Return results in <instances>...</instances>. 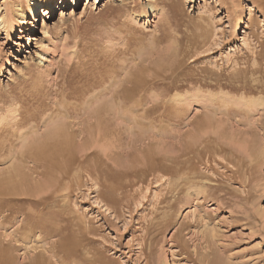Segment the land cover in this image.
Here are the masks:
<instances>
[{
  "label": "rangeland",
  "instance_id": "374dc122",
  "mask_svg": "<svg viewBox=\"0 0 264 264\" xmlns=\"http://www.w3.org/2000/svg\"><path fill=\"white\" fill-rule=\"evenodd\" d=\"M46 1L0 0V174L16 166L23 172L21 153L32 133L46 132L56 118L78 123L100 105L123 111L126 122L113 110L102 125L107 135L88 154L46 160L51 174L47 169L38 179L45 189L36 190L33 181L37 192L27 197L45 202L42 212L30 205L33 214L43 213L49 230L76 242L86 237L79 251L96 264H264V140L254 132L264 131L258 127L264 126V0H186L177 13L159 4L147 17L137 16L140 5L126 14L131 3L149 0H49L43 28ZM63 9L70 14L61 20ZM28 36L31 44L21 51ZM168 63L177 78L167 77ZM77 137L76 147L83 139ZM59 234L48 240L51 246ZM36 242L8 253L6 263L0 255L3 264H29L39 251L57 264L46 253L51 246Z\"/></svg>",
  "mask_w": 264,
  "mask_h": 264
},
{
  "label": "bare ground",
  "instance_id": "6f19581e",
  "mask_svg": "<svg viewBox=\"0 0 264 264\" xmlns=\"http://www.w3.org/2000/svg\"><path fill=\"white\" fill-rule=\"evenodd\" d=\"M185 1L186 0H149L147 3H139V2H133V3H131L130 5H129V9H128V13L126 14V15H128L129 17H131V16H133L134 14H136V10H137V7L140 5L141 6V8L143 9V10H141V14H137V16H145V17H147V15L149 14V13H154L155 11L157 12V7H158V5L159 4H164V5H168L169 7H170V10L171 11H174L175 13H177V12H179L180 10H181V8H182V5H183V3H185ZM73 2H75L76 3V0H73ZM45 3V5H46V8L47 9H43L42 11L43 12H41V14H43L44 15V19H43V28H47L48 26H49V24H48V20H50L49 18H50V12L49 11H47V10H49V8H50V6H51V3H50V1L49 0H47L46 2H44ZM128 5H126V7H127ZM59 7V6H58ZM126 7L124 8V9H126ZM145 9V10H144ZM172 13V15H173V12H171ZM61 15L59 16V18L61 19V20H63L64 19V17H67V15H69L70 13L68 12L67 13V11H65L64 9L63 10H61V13H60ZM34 39V38H33ZM31 37H29L28 36V40L26 41V44L24 43V45L22 46V48H21V51H24V47H27V46H29L31 43ZM185 50V49H184ZM172 55V54H171ZM170 55V56H171ZM174 55V54H173ZM17 60H19V61H22V59H20V57H17ZM175 58H173L172 59V61H173V63L174 64H177L176 62H175ZM168 62H169V60H168ZM148 63V62H147ZM156 63V62H155ZM171 63V62H170ZM170 63H168V67H170V69H171V71H170V74L168 75V73H167V75H165V77L167 76V77H170V78H177V75H176V68L173 66L174 64H170ZM143 64V63H142ZM182 65V64H181ZM179 66V65H178ZM184 66V65H183ZM236 66V65H235ZM207 68V67H206ZM144 69V68H143ZM211 69V68H210ZM237 69H238V67H237ZM237 69H234L235 71L237 70ZM135 70V69H134ZM133 70V71H134ZM138 70H140V72H141V68L140 69H138ZM165 70V69H164ZM207 70V69H206ZM213 70V69H212ZM240 70V69H239ZM143 71V70H142ZM156 71H157V69H156ZM168 71V70H167ZM214 71L215 70H213V71H211L212 72V74L214 73ZM234 71V72H235ZM160 72V71H159ZM209 72V71H208ZM133 73V72H132ZM162 73V72H161ZM216 73V72H215ZM165 74V73H164ZM201 74V73H200ZM211 74V75H212ZM129 75V74H128ZM210 75V74H209ZM238 75V74H237ZM127 76V75H126ZM198 76H200V75H198ZM220 76V75H219ZM228 76V75H227ZM163 77V76H162ZM229 77V76H228ZM115 78V77H114ZM188 78V77H187ZM186 78V79H187ZM197 78V77H196ZM199 78V77H198ZM212 78H215V76L214 77H212ZM131 79V78H130ZM156 79V78H155ZM159 79V78H158ZM206 79V78H205ZM174 80V79H173ZM179 80H182V79H179ZM201 80H204V79H201ZM207 80V79H206ZM212 80H215V79H212ZM143 81V80H142ZM190 81H192V79L190 80ZM196 81V80H195ZM211 81V80H210ZM227 81V80H226ZM232 81V80H231ZM234 81V80H233ZM237 81V80H236ZM119 82H122V81H120L119 80ZM162 82V81H161ZM186 82V81H185ZM193 82V81H192ZM199 82H201V81H199ZM224 82V81H223ZM243 82V81H242ZM132 83V82H131ZM187 83V82H186ZM204 83V82H203ZM202 83V84H203ZM211 83V82H210ZM225 83V82H224ZM224 83H222V84H224ZM247 83V82H246ZM119 84V83H118ZM182 84V83H181ZM209 84V83H208ZM233 84H235V83H233ZM122 85H123V83H122ZM193 85V84H192ZM191 85V86H192ZM225 85V84H224ZM237 85V84H236ZM176 86V85H175ZM234 86V85H233ZM64 87V86H63ZM133 87V86H132ZM188 87V86H187ZM191 88V87H190ZM200 88V87H199ZM208 88V87H207ZM124 89V88H123ZM197 89V88H196ZM201 89V88H200ZM206 89V88H205ZM64 90V89H63ZM111 90V89H110ZM150 90V89H149ZM156 90V89H155ZM238 90H239V88H238ZM59 91H60V89H59ZM62 91V90H61ZM171 91V90H170ZM173 91V90H172ZM178 91V90H177ZM197 91V90H196ZM196 91H194V92H196ZM49 92V91H48ZM65 92V91H64ZM70 92H73V91H70ZM193 92V93H194ZM93 93V92H92ZM104 93V92H103ZM113 93H114V91H113ZM181 93V92H180ZM62 94V93H61ZM91 94V93H90ZM74 95V94H73ZM157 95V94H156ZM224 95V94H223ZM51 96V95H50ZM90 96V95H89ZM88 96V97H89ZM173 96V95H172ZM193 96H195L194 94H193ZM192 96V97H193ZM63 97V96H62ZM61 97V98H62ZM103 97V96H102ZM108 97V96H107ZM119 97V96H118ZM174 97V96H173ZM60 98V99H61ZM70 98V97H69ZM111 98V97H110ZM135 98V97H134ZM215 98V97H214ZM217 98V97H216ZM215 98V101H218V100H220L219 98H218V100ZM55 99V98H54ZM113 99V98H112ZM114 99H115V97H114ZM160 99V98H159ZM158 99V100H159ZM175 99V98H174ZM173 98L171 99V100H174ZM182 99V98H181ZM223 99V98H222ZM221 99V101H223L224 102V100H222ZM53 100V99H52ZM67 100H69V99H67ZM76 100V99H75ZM98 100V99H97ZM149 100V99H148ZM157 100V99H156ZM201 100V99H200ZM62 101V100H61ZM71 101H73V100H71ZM117 101V100H116ZM139 101V100H138ZM137 101V102H138ZM42 102V101H41ZM96 102V101H95ZM123 102V101H122ZM149 101H147V103H148ZM154 102V101H153ZM174 102H176L175 100H174ZM203 102H205V101H203ZM104 104H107L108 103V105H109V102L108 101H105V102H103ZM102 103V104H103ZM114 103V102H113ZM130 103V102H129ZM140 103V102H139ZM146 103V104H147ZM156 103V102H155ZM157 103H158V101H157ZM156 103V104H157ZM169 103H170V101H169ZM210 103H211V101H210ZM218 103V102H217ZM225 103H227V101L225 102ZM230 103V102H229ZM27 104V103H26ZM39 104V103H38ZM49 104V103H48ZM47 104V105H48ZM51 104V103H50ZM126 104H128V103H126ZM172 104V103H171ZM174 104V103H173ZM175 104H177V103H175ZM182 104V103H181ZM215 104H216V102H215ZM233 104V103H232ZM235 104V103H234ZM41 105V104H40ZM85 105V104H84ZM143 105V104H142ZM145 105V104H144ZM148 105H151V104H148ZM162 105V104H161ZM167 105V104H166ZM180 105V103L178 104V106ZM184 105V104H183ZM187 105V104H186ZM185 105V106H186ZM226 105V104H225ZM228 105V104H227ZM31 106V105H30ZM54 106V105H53ZM93 106V108H94V105H92ZM173 106V105H172ZM178 106H177V108H178ZM205 106V105H204ZM63 107L65 108V111H68L69 112V107L66 105L65 106V104L63 103ZM72 107V106H71ZM70 107V108H71ZM139 107V106H138ZM144 107V106H143ZM163 107H165V106H163ZM170 107H171V105H170ZM176 107V106H175ZM180 107V106H179ZM213 107V106H212ZM227 107V106H226ZM225 107V108H226ZM45 108V107H44ZM73 108H75V107H73ZM82 108H84V106L82 107ZM93 108H90L89 107V109L87 110L86 109V115L85 116H88V117H85V118H82V121H79L78 123H75V122H73L72 124H71V122H70V124L67 122V121H65V119L63 120V118L62 119H60V120H58V122L56 121L58 118H56L55 119V123L53 124L52 122H51V124L50 125H52L51 127H50V125H49V123H47L46 125H48V127H50V128H48V127H46V132L44 131V130H42V131H44V133H41L40 131H38V132H40V133H38L37 134V132L35 133V132H33L32 134H35V135H32V136H35L34 137V139L29 143V145L27 146V148H26V150H24L23 149V147H21L24 151L21 153V155H22V158H20L21 160H22V162L24 161V163H26V161H27V163H26V167H24V171L22 172L21 170H22V166H21V164H22V162L20 163V166L21 167H18V166H16V164H15V166L17 167L16 169L17 170H13L12 172H9V173H7V174H0V255H4V254H10L12 251H14V250H18V249H20V248H22V247H24V249L26 248V249H29V248H31L30 246H29V244L30 243H32V241H44V243H46L47 245L50 243L51 244V242H53V241H49L48 242V240H51L50 238H52L53 239V237L55 238V239H57L55 236L56 235H58L59 234V232L60 231H56L57 229H55V230H49V228L48 227H50V226H48V224H50V223H48V221H47V219H46V217L47 216H45V218L44 217H42V215L41 214H43V213H41V214H33L35 211L33 210V209H31L32 211H34V212H32L31 210H30V205H35V206H37V207H41L40 209H41V211L40 212H42V210L44 209L43 207H44V200H43V197L40 199V200H30V199H28L27 197H30V196H34L35 195V193H34V191L35 192H37L36 190H38L40 187V189L39 190H41L43 187V189H45V186H43V185H46V184H44L43 183V185H42V183L40 184V182H39V180L38 179H40V178H43V177H39V175L40 176H42L43 175V173H45L46 171H47V161L46 160H50V158H52L53 160L54 159H60V157L61 156H65V155H67L68 153L70 154V152H71V156L73 155L72 154V152H74V154H75V152H76V154H77V152L79 153H81L82 154V152L84 153L83 154V156H85L86 154H88L87 152H88V149L89 148H91V143H92V146H93V141H95V139L97 138V137H99V136H101V138L103 137V136H106L107 135V130L106 129H104L103 127H102V125H103V121H105V119L110 115V114H112V111L114 110V111H119V110H115L113 107H111V106H98V107H95L94 109ZM177 108H175V109H177ZM181 108H183L182 107V105H181ZM209 108V107H208ZM211 108V107H210ZM209 108V109H210ZM223 108V107H222ZM33 109V108H32ZM51 109V108H50ZM72 109V108H71ZM70 109V112H72V110ZM76 109H77V107H76ZM85 109V108H84ZM92 109V110H91ZM185 109V108H184ZM224 109V108H223ZM74 110V109H73ZM123 110V109H122ZM136 110V109H135ZM171 110H174V109H172L171 108ZM178 110V109H177ZM176 110V111H177ZM226 110V109H225ZM224 110V111H225ZM240 110H242V108L240 107ZM19 111V110H18ZM37 111V110H36ZM110 112L108 115H106V113L107 112ZM184 111V110H183ZM221 111V110H220ZM245 111H246V109H245ZM249 111V110H248ZM34 112H35V110H34ZM57 112V111H56ZM75 112V110L73 111V113ZM83 112H85V110L83 111ZM120 112H122L123 113V111H119V112H117L118 113V118H122V119H120L121 121H125V113H123V114H121ZM179 112V111H178ZM207 112V111H206ZM211 112V111H210ZM22 113V112H21ZM47 113V112H46ZM59 113V112H58ZM61 113V112H60ZM76 113H77V111H76ZM80 113V112H79ZM78 113V114H79ZM158 113H160V112H158ZM171 113V112H170ZM220 113V112H219ZM222 113V112H221ZM40 114V113H39ZM62 114V113H61ZM64 114V113H63ZM116 114V113H115ZM161 114V113H160ZM165 114V113H164ZM169 114V113H168ZM178 114V113H177ZM180 114V113H179ZM210 114V113H209ZM213 114H215V113H213ZM223 114V113H222ZM264 114V113H263ZM24 115V114H23ZM46 115V114H45ZM52 115H53V113H52ZM51 115V116H52ZM55 115V114H54ZM65 115V114H64ZM72 115V114H71ZM75 115V114H74ZM106 115V116H105ZM135 115V114H134ZM150 115V114H149ZM216 115V114H215ZM48 115H46L45 117H47ZM57 116H59V115H57ZM63 116V115H62ZM82 116H83V114H82ZM103 116H105V117H103ZM117 116V115H116ZM153 116V115H152ZM176 116V115H175ZM224 116V115H223ZM229 116V115H228ZM45 117L44 118H42L43 120L42 121H45L44 119H45ZM71 117H73V116H71ZM71 117H69L70 119H71ZM78 117V116H77ZM76 117V119L75 120H77L78 118ZM127 117V116H126ZM221 117H222V115H221ZM224 117H226V116H224ZM233 117V116H232ZM66 118V117H65ZM68 118V119H69ZM75 118V117H74ZM134 118V117H133ZM136 118H137V116H136ZM136 118H134V121H135V119ZM140 118V117H139ZM151 118V117H150ZM177 118V117H176ZM206 118V117H205ZM211 118V117H210ZM215 118H216V116H215ZM220 118V117H219ZM223 118V117H222ZM237 118V117H236ZM35 119V118H34ZM67 119V118H66ZM98 119V123H99V125H98V128L96 129V127H93V121H95V120H97ZM116 119V118H115ZM145 119V118H144ZM143 119V120H144ZM164 119V118H163ZM179 119V118H178ZM229 119V118H228ZM240 119V118H239ZM25 119L24 118H22L21 119V122H22V124L26 121H24ZM40 120V119H39ZM38 120V121H39ZM78 120H81V116H80V119H78ZM114 120V119H113ZM149 120V119H148ZM152 120V119H151ZM208 120V119H207ZM234 120V119H233ZM232 120V121H233ZM238 120V119H237ZM16 121V120H15ZM14 121V123L16 124V122ZM60 121V122H59ZM111 121V120H110ZM115 121V120H114ZM116 121H117V123L119 122L118 121V119H116ZM159 121V120H158ZM169 121V120H168ZM216 121V120H215ZM228 120H226V122H227ZM17 122H19V121H17ZM66 122H67V124H69V125H67L66 124ZM109 122V121H108ZM126 122V121H125ZM128 122H130V121H128ZM127 122V123H128ZM136 122V121H135ZM175 122V121H174ZM236 121H234V123H235ZM13 123V124H14ZM20 123V122H19ZM29 123V122H28ZM27 123V125H26V127L29 125L30 126V124H28ZM33 123V122H32ZM42 123V122H41ZM46 123V122H45ZM131 123H133V122H131ZM141 123V122H140ZM153 123V122H152ZM160 123V122H159ZM158 123V124H159ZM162 123V122H161ZM173 123V122H172ZM200 123H201V121H200ZM223 123H225V121L224 122H222V124ZM230 123H231V121H230ZM251 123V122H250ZM250 123H248V124H250ZM21 124V125H22ZM130 124V123H129ZM144 124V123H143ZM203 124V123H202ZM221 124V125H222ZM238 124V123H237ZM236 124V125H237ZM245 124H247V123H245ZM252 124V123H251ZM18 125V124H17ZM16 125V126H17ZM45 125V124H44ZM117 125V124H116ZM120 125H123V124H120ZM229 125V124H228ZM29 126H28V128H29ZM33 126V125H32ZM118 126H119V124H118ZM207 126V125H206ZM225 125L223 124V127H224ZM101 127V128H100ZM122 127V126H121ZM130 127V126H129ZM134 127H135V125H134ZM223 127H221V128H223ZM228 127V126H227ZM232 127V126H231ZM235 127H238V126H235ZM252 127V126H251ZM258 127L261 129L262 127L264 128V126L263 125H261V124H259L258 125ZM18 128V127H17ZM48 128V129H47ZM13 129H15V128H13ZM21 129V128H20ZM26 129V128H25ZM102 129V130H101ZM140 129V128H139ZM242 129V128H241ZM241 129H239V130H241ZM244 129V128H243ZM251 129V128H250ZM71 130V131H70ZM130 130V129H129ZM235 130L236 131H239V130H237L236 128H235ZM245 130V129H244ZM244 130L242 131L243 133H245V132H249V131H245L244 132ZM254 129H252V131H253ZM262 130V129H261ZM261 130L260 131H254L255 132V135H257V136H259L260 137V139H262V140H264V131L263 132H261ZM18 131V130H17ZM126 131V130H125ZM146 131V130H145ZM234 131V130H233ZM21 132V131H20ZM22 132H24L23 131V129H22ZM171 132H173V131H171ZM14 133V132H13ZM19 133V132H18ZM76 133H78L77 135H78V137H81V138H83L82 139V142H86L85 144L84 143H82L81 141L79 142V144L81 145V146H79V145H77V147H76V144H77V139H76V136L77 135H75ZM123 133V132H122ZM125 133V132H124ZM127 133H128V131H127ZM129 133H131L130 131H129ZM128 133V134H129ZM134 133V132H133ZM140 133V132H139ZM146 133V132H145ZM149 133H151V131L149 132ZM154 133H156V132H154ZM174 133V132H173ZM222 133H224V131L222 132ZM20 134V133H19ZM26 134V133H25ZM147 135H148V133H146ZM183 134V133H182ZM236 134V133H235ZM11 135V134H10ZM21 135V134H20ZM29 135H31V134H29ZM28 135V140H30V136ZM120 135V134H119ZM127 135V134H126ZM125 135V136H126ZM134 135V134H133ZM145 135V134H144ZM144 135H141V136H144ZM146 135V136H147ZM155 135V134H154ZM157 135V134H156ZM163 135V134H162ZM161 135V136H162ZM171 135V134H170ZM26 136V135H25ZM24 136V137H25ZM113 136V135H112ZM124 136V135H123ZM128 137H129V135H127ZM137 136V135H136ZM150 136V135H149ZM160 136V135H159ZM77 137V138H78ZM131 137H132V135H131ZM139 137V136H138ZM26 138V139H27ZM133 138V137H132ZM145 138V137H144ZM147 138H149V137H147ZM167 138H169V137H167ZM197 138V137H196ZM201 138V137H200ZM20 139V138H19ZM32 139V138H31ZM85 139V140H84ZM98 139V138H97ZM100 139V138H99ZM98 139V140H99ZM110 139V138H109ZM146 139V138H145ZM151 139V138H150ZM157 139V138H156ZM195 139V138H194ZM199 139V138H198ZM25 140V139H24ZM84 140V141H83ZM108 140V139H107ZM111 140V139H110ZM114 140V139H113ZM112 140V141H113ZM127 140H128V138H127ZM160 140V139H159ZM169 140V139H168ZM171 140H172V138H171ZM196 140V139H195ZM200 140V139H199ZM206 140V139H205ZM106 141V140H105ZM189 141V140H188ZM194 141V140H193ZM198 141V140H197ZM24 142H26V140L25 141H23L22 142V146H23V143ZM96 142H97V140H96ZM99 142H101V141H99ZM125 142V141H124ZM143 142V141H142ZM150 142H152V141H150ZM190 142V141H189ZM200 142V141H199ZM126 143V142H125ZM138 143H140V142H138ZM144 143V142H143ZM148 143V142H147ZM221 143V142H220ZM96 144V143H95ZM94 144V146L96 147L97 145H95ZM98 144V143H97ZM127 144V143H126ZM133 144V143H132ZM189 144V143H188ZM187 144V145H188ZM200 144V143H199ZM224 144V143H223ZM131 144H129V146H130ZM142 145V144H141ZM140 145V146H141ZM145 145H146V143H145ZM186 145V144H185ZM190 145V144H189ZM210 145V144H209ZM79 146V147H78ZM211 146V145H210ZM127 147V146H126ZM125 147V148H126ZM182 147V146H181ZM192 147V146H191ZM200 147H202V146H200ZM94 148V147H93ZM173 148V147H172ZM183 148V147H182ZM193 148H194V146H193ZM214 148V147H213ZM216 148V147H215ZM128 149V148H127ZM134 149V148H133ZM89 150H91V149H89ZM182 150V149H181ZM192 150V149H191ZM200 150V149H199ZM211 150V149H210ZM263 150V149H262ZM143 151V150H142ZM172 151V150H171ZM179 151H180V149H179ZM187 151H190V149H189V147H188V150ZM216 151V150H215ZM261 151V150H260ZM17 152H18V150H17ZM91 152V151H90ZM96 152V151H95ZM168 152H170V151H168ZM173 152V151H172ZM200 152V151H199ZM211 152V153H210ZM214 152V151H213ZM212 151H209L208 153L209 154H212L213 153ZM218 152H219V150H218ZM262 152V151H261ZM91 153H93V152H91ZM106 153H107V151H106ZM158 153V152H157ZM164 153V152H163ZM179 153V152H178ZM196 153V152H195ZM164 154H166V153H164ZM208 154V155H209ZM98 155V154H97ZM107 155V154H106ZM156 155V154H155ZM161 155V154H160ZM151 156V155H150ZM172 156V155H171ZM211 156V155H210ZM216 156V155H215ZM20 157V156H19ZM19 157H17V161H19L20 159H19ZM25 157V158H24ZM73 157H75V156H73ZM82 157V156H81ZM88 157H90V156H88ZM159 157V156H158ZM163 157H164V155H163ZM170 157V156H169ZM168 157V158H169ZM209 157V156H208ZM218 157V156H217ZM225 157H226V155H225ZM224 157V158H225ZM24 158V159H23ZM214 158V157H213ZM19 159V160H18ZM62 159V158H61ZM66 159H67V157H66ZM69 159V158H68ZM146 159V158H145ZM150 159V158H149ZM176 159V158H175ZM175 159H173V160H175ZM209 159V158H208ZM16 159H14V161H15ZM73 160V159H72ZM71 160V161H72ZM85 160H86V158H85ZM167 160V159H166ZM179 160V159H178ZM215 160V159H214ZM17 161H16V163H17ZM59 161H61V160H59ZM64 161V160H63ZM69 161V160H68ZM135 161V160H134ZM168 161V160H167ZM172 161V160H171ZM170 161V162H171ZM177 161V160H176ZM182 161V160H181ZM184 161V160H183ZM202 161V160H201ZM50 162L52 163V161L50 160ZM76 161H74V163H75ZM85 162V161H84ZM136 162V161H135ZM134 162V163H135ZM139 162V161H138ZM145 162V161H144ZM179 162V161H178ZM193 162V161H192ZM206 162V161H205ZM215 162V161H214ZM55 163V162H54ZM60 163V162H59ZM81 162H79V164H80ZM153 163V162H152ZM163 163V162H162ZM207 163V162H206ZM29 164V165H28ZM58 164V163H57ZM56 164V165H57ZM63 164V163H62ZM70 164H71V162H70ZM139 164V163H138ZM141 164H143L142 162H141ZM140 164V165H141ZM145 164V163H144ZM143 164V165H144ZM157 164V163H156ZM155 164V165H156ZM159 164H160V162H159ZM169 164V163H168ZM23 165V164H22ZM49 165V164H48ZM58 165H60V164H58ZM72 165H73V163H72ZM72 165H71V167H72ZM134 166H136V164H133ZM142 165V167H144ZM193 165V164H192ZM233 165H234V163H233ZM63 166V165H62ZM149 166H150V164H149ZM172 166V165H171ZM175 166V165H174ZM13 166H11V168H12ZM58 167V166H57ZM61 167V166H60ZM64 167H65V165H64ZM77 167V166H76ZM158 167V166H157ZM10 168V169H11ZM15 168V167H14ZM20 170H19V169ZM100 168V167H99ZM154 167L152 166V169H153ZM162 168H164V169H166V170H168V172H173L174 170L172 169V168H174V167H162ZM234 168V167H233ZM236 168V167H235ZM40 169V170H39ZM50 169L51 168H49L48 170L50 171ZM57 169V168H56ZM55 169V170H56ZM98 169V168H97ZM138 169H140L139 167H138ZM155 170H153V172L154 171H156V168H154ZM175 169V168H174ZM238 169H239V167H238ZM52 170L53 171H55L53 168H52ZM58 170V169H57ZM60 170V169H59ZM58 170V171H59ZM178 170V169H177ZM21 171V172H20ZM63 171V173H64V169L62 170ZM150 171V170H149ZM237 171H239V170H237ZM61 172V171H60ZM67 172H68V170H67ZM145 172V171H144ZM233 172V171H232ZM53 173V172H52ZM179 173V172H178ZM194 173V172H193ZM33 174H35V176L33 175ZM49 174H51V171H50V173ZM55 174V173H54ZM62 174V173H61ZM138 174V173H137ZM144 174V173H143ZM182 174V173H181ZM37 175V176H36ZM48 175V174H47ZM63 175V174H62ZM64 175H66V171H65V174ZM73 175V174H72ZM78 175V174H77ZM142 175V174H141ZM173 175V174H172ZM188 175V174H187ZM195 175H196V173H195ZM45 176V175H44ZM54 176H56V175H54ZM158 176V175H157ZM174 176V175H173ZM191 176H193V175H190V177ZM46 177V176H45ZM48 177V176H47ZM46 177V178H47ZM56 177H59V176H56ZM182 177V176H181ZM189 177V176H188ZM90 178V177H89ZM150 178V177H149ZM164 178H165V176H164ZM175 178V177H174ZM159 179V178H158ZM157 179V180H158ZM189 179V178H188ZM208 179V178H207ZM210 179V178H209ZM208 179V180H209ZM76 180V179H75ZM172 180V179H171ZM33 181H35V182H39V186H36V185H34L33 184ZM43 181V180H42ZM57 181V180H56ZM60 181V180H59ZM161 181V180H160ZM167 181V180H166ZM31 182V183H30ZM162 182V181H161ZM173 182V181H172ZM175 182H177V181H175ZM184 182H185V180H184ZM194 182H196L195 180H193V179H189L188 180V183L190 184V185H193L194 184ZM74 183V182H73ZM169 183H170V181H169ZM174 183V182H173ZM179 183V182H178ZM177 183V184H178ZM186 184V183H183L184 185L186 184V186L187 185H189V184ZM197 183V182H196ZM28 184H31V188L28 186ZM33 185H34V187H36L35 189L36 190H34V188H32L33 187ZM75 185V184H74ZM167 185V184H166ZM176 185V184H175ZM180 185V184H179ZM196 185V184H195ZM207 185V184H206ZM215 185V184H214ZM61 186H62V184H61ZM168 187H169V185H167ZM176 186H178V185H176ZM176 186H174V188L176 187ZM210 186V185H209ZM216 186V185H215ZM51 187V186H50ZM58 187H59V185H58ZM99 187V186H98ZM183 187H185V186H183ZM192 187V186H191ZM198 187V186H197ZM203 187H205V186H203ZM53 188V187H52ZM57 187H55V189H56ZM65 188V187H64ZM199 188V187H198ZM206 188V187H205ZM214 188V187H213ZM50 189V188H49ZM59 189V188H58ZM171 189H173V188H171ZM209 189V188H208ZM60 190V189H59ZM63 190V189H62ZM76 190V189H75ZM187 190V189H186ZM189 190V189H188ZM200 190V189H199ZM198 190V191H199ZM48 191V190H47ZM40 192V191H39ZM38 192V193H39ZM49 192V191H48ZM42 193V192H41ZM44 193H47V192H44ZM43 193V194H44ZM55 193V192H54ZM106 193V192H105ZM187 194H188V192H186ZM201 192L199 191V193L198 194H200ZM204 194V193H203ZM38 195H40V194H38ZM189 195V194H188ZM188 195H186V196H188ZM202 195V194H201ZM57 196V195H56ZM102 196V195H101ZM172 196H174V195H172ZM23 197V198H22ZM25 197V198H24ZM35 197H38V196H35ZM103 197H105V195L103 196ZM107 198H108V196H107ZM188 198H190L189 196H188ZM173 201V200H172ZM190 201V200H189ZM188 201V202H189ZM38 212V211H37ZM52 216V215H51ZM54 218V217H53ZM52 222V221H51ZM53 223V222H52ZM58 224V223H57ZM54 225V224H53ZM52 225V226H53ZM56 225V224H55ZM55 225L53 226L54 228H55ZM67 225V224H66ZM13 227V228H12ZM57 227V226H56ZM59 227V226H58ZM9 228H11V231H12V229H13V231H12V233L10 232V233H7V229H9ZM53 228V229H54ZM59 230V229H58ZM54 232V233H53ZM70 233V232H69ZM16 235V236H15ZM59 236L60 237H58L59 238V241L57 242V243H53L52 244V246L50 247V248H48V246L45 244V245H43L44 246V248H48V249H46V253L47 252H51L52 253V256L53 257H55L56 258V263L57 264H72V263H70V262H72V260H74V259H72L73 257H75L76 256V258H79V261L76 263V264H96V259L95 258H91V257H88V256H84L83 255V251H79L81 248V245H82V243L83 242H85V240L84 239H86V237H84V236H81V237H79L78 239H77V242L75 241V239H74V237H72L71 235V237H65V236H63V235H61V234H59ZM67 236H69V234L67 235ZM75 236H77V235H75ZM15 237H17V239H15V242L13 241L14 240V238ZM54 240V239H53ZM83 241V242H82ZM36 242V243H37ZM82 242V243H81ZM76 244V245H75ZM32 245V244H31ZM80 246V247H79ZM38 249V246L37 247H35V246H33L32 247V249ZM25 249V250H26ZM36 249V250H37ZM41 249V248H40ZM30 251V250H29ZM13 254V253H12ZM27 254V253H26ZM5 255V256H6ZM2 257V256H1ZM1 257H0V264H3L4 263V260H3V258L1 259ZM9 257H11L10 255H9ZM6 258H8V255L5 257V263H6ZM75 258V259H76ZM11 259V258H10ZM7 260H9V259H7ZM78 260V259H77ZM100 261V264H107L106 263V261L104 262V261H102L101 259L99 260ZM110 262V261H109ZM111 263V262H110ZM29 264H51V257H49V254H48V256L47 255H45V253L44 252H38V253H36L35 255H34V257H33V259H32V261H31V263H29ZM74 264V263H73ZM161 264H168L167 262L165 263V262H163V261H161Z\"/></svg>",
  "mask_w": 264,
  "mask_h": 264
}]
</instances>
